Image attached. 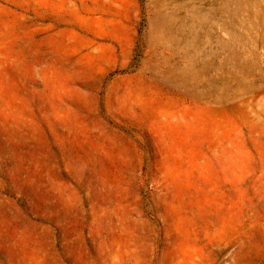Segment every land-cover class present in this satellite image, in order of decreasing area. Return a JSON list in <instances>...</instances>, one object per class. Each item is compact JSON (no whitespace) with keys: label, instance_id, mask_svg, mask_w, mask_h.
<instances>
[{"label":"rangeland","instance_id":"obj_1","mask_svg":"<svg viewBox=\"0 0 264 264\" xmlns=\"http://www.w3.org/2000/svg\"><path fill=\"white\" fill-rule=\"evenodd\" d=\"M0 264H264V0H0Z\"/></svg>","mask_w":264,"mask_h":264}]
</instances>
